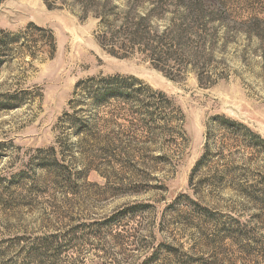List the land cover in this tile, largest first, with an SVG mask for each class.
I'll return each mask as SVG.
<instances>
[{"label": "rangeland", "instance_id": "1", "mask_svg": "<svg viewBox=\"0 0 264 264\" xmlns=\"http://www.w3.org/2000/svg\"><path fill=\"white\" fill-rule=\"evenodd\" d=\"M211 1L0 0V264H264V0Z\"/></svg>", "mask_w": 264, "mask_h": 264}, {"label": "trees", "instance_id": "2", "mask_svg": "<svg viewBox=\"0 0 264 264\" xmlns=\"http://www.w3.org/2000/svg\"><path fill=\"white\" fill-rule=\"evenodd\" d=\"M183 4L187 9L190 10V12H196L199 16H204L212 11L214 8V4H212L213 1L211 0H183ZM108 2V1H107ZM87 3V2H86ZM214 3V2H213ZM106 4V3H105ZM133 16V17H132ZM102 18V24L106 27L107 34H110L112 36L116 35L117 33L126 32L127 35H125V41L121 42L120 49L122 50H132L136 46H142L143 48L146 49V52L150 53V57L153 61V64H156V67L160 68L159 64L162 63L165 60L166 56H171L172 52V47L169 48V50H165V52H159V48L161 47L160 45L162 44L161 39L156 36L158 33L157 28L152 26V21L150 15L146 14L143 16L138 15L136 12H127L126 15V22L124 24L128 25V27H117L118 30H115V22L111 21V14L105 13L104 16H99ZM123 28V29H122ZM51 33V39H52V48L55 50V38ZM13 40L10 39V36L3 31H0V64H2L3 60V55L7 52H12V46L14 43H12ZM144 50H142L143 52ZM111 52V51H110ZM112 54L117 55L116 52H111ZM145 53V52H144ZM158 63V64H157ZM134 78H123L120 76L117 77H108L107 79H102V82H106V84L110 87L113 85H116L118 87V90L116 92L114 91L113 93L115 94H121V88L124 87L121 86L122 84L124 85L125 83H128L129 81H133ZM134 92V91H132ZM163 95V94H161ZM164 97V95H163ZM165 103L167 106L170 107L171 101L165 97ZM163 108V109H162ZM149 117H150V122H147L146 125L148 129L151 131H155L157 128H159L158 125H160L162 122L163 124L161 125L162 127H166L169 124H172L176 122L181 114L179 112H175L172 110L171 112H167V109L165 107L160 106L161 111H156L153 112V108H149ZM159 121V122H158ZM160 123V124H159ZM171 126V125H169ZM244 127V126H243ZM248 130V128H246ZM145 206H135L133 208H130V210L134 209H144Z\"/></svg>", "mask_w": 264, "mask_h": 264}]
</instances>
